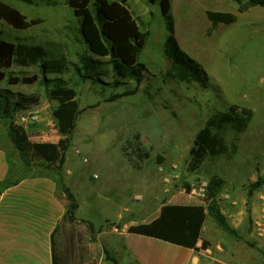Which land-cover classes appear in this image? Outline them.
Segmentation results:
<instances>
[{"label":"rangeland","instance_id":"1","mask_svg":"<svg viewBox=\"0 0 264 264\" xmlns=\"http://www.w3.org/2000/svg\"><path fill=\"white\" fill-rule=\"evenodd\" d=\"M4 1L29 19H42L26 30L0 22V36L5 40L46 47L62 43L69 59L76 63L80 55L98 58L88 51L79 19L63 1L52 5ZM229 2L224 8L234 13L237 21L217 25L206 15L207 9L224 11L216 0L172 2L175 37L181 49L199 65L201 80L187 82L170 75L173 59L167 51V22L160 4L149 0L128 1L141 28L149 32L139 57L146 66L140 84L130 80L116 86L108 58H100L104 63L86 81L74 69L47 74L49 79L60 78L65 92L54 82L44 83L39 66H15L13 70L24 71L26 76L38 75V81L1 83L14 92L37 98L30 108L13 117L0 116V147L10 141L9 132H20V127L35 146L32 157L24 160L13 144V151H9L13 179L53 175L73 192L68 182L74 177L115 180L123 175L129 181L130 219L150 221L174 195L176 203L206 206L208 184L214 175L219 176L225 183L217 197L218 207L232 226H238L243 250H254L257 263L264 264V7L241 13L237 2ZM187 10L192 11L190 16ZM232 105L253 111L242 134L237 136L230 129L226 132L227 144L233 148L238 143L237 151L208 157L191 171V150L199 132L215 112L228 111ZM256 182L260 185L249 197V189ZM116 187V198L128 188L120 181ZM202 187L205 190L200 193ZM58 191L66 198L61 188ZM85 213L89 215L83 207ZM76 216L72 224H60L56 244L70 250L75 242L77 252L82 256L91 254L93 263L115 264L103 256L106 248L103 252L92 249L88 242L94 241L97 230L93 232L84 219ZM211 221L219 227L208 217ZM129 261L123 256L116 264Z\"/></svg>","mask_w":264,"mask_h":264},{"label":"trees","instance_id":"2","mask_svg":"<svg viewBox=\"0 0 264 264\" xmlns=\"http://www.w3.org/2000/svg\"><path fill=\"white\" fill-rule=\"evenodd\" d=\"M29 4H58L63 1L73 9L79 19L80 34L88 47L91 55H80L79 62H72L66 54L62 43L52 44L46 47L42 44H31L24 41H8L0 36V116L13 117L16 112L30 108L37 102L35 95L14 92L9 87H3L2 82L9 85L34 84L38 81V75L26 76L24 71L16 72L15 66L30 67L37 65L43 75V82H54L59 90L60 78H46L47 74H63L74 69L83 80L93 77L91 72L98 69L104 62L100 58H108L111 65L116 86L125 85L130 80L140 84L143 80L146 66L139 62V57L147 45L149 32L144 31L138 18L128 6L129 0H19ZM151 3H159L162 14L167 22L168 38L167 51L173 59L170 70L172 77L182 81L201 80V72L197 62L184 52L176 37L175 24L172 14L173 0H149ZM238 3V11L245 13L253 7H264V0H234ZM207 16L213 25L219 23L232 24L237 21V16L232 12L208 10ZM6 22L15 29L26 30L42 21L41 18H32L24 14L16 6L0 0V22ZM1 34V32H0ZM95 81L100 78H95ZM253 117V111L248 108H240L232 105L228 111H217L208 121L197 138L195 146L191 150L190 169L195 171L208 157L230 155L238 149V143L230 148L226 142L227 130H232L235 135L242 134ZM20 132H9L13 144L20 152L24 160H28L34 153L35 146L27 138L23 127ZM43 147V146H41ZM148 155V154H146ZM22 178L13 179V172L9 169L7 176L0 181V191L18 183ZM56 179V178H55ZM57 181V179H56ZM225 181L214 175L207 187V205H183L164 204L160 214L150 222L132 225L128 228L130 233L145 235L161 239L173 244L193 248L199 251L197 246L207 214H209L219 226L228 234L242 239L239 230L233 227L225 213L217 205L218 194ZM58 188L64 191L66 196V213L62 222H75L79 203L68 186L57 181ZM260 182L254 183L249 189V197ZM88 227L94 232V225L87 220ZM119 228L121 225L118 224ZM60 225L57 227L56 231ZM53 234L54 236L56 235ZM209 242L204 241L202 247L206 248ZM108 260L117 263V259L104 250ZM54 264H58L56 245L54 247Z\"/></svg>","mask_w":264,"mask_h":264},{"label":"crops","instance_id":"3","mask_svg":"<svg viewBox=\"0 0 264 264\" xmlns=\"http://www.w3.org/2000/svg\"><path fill=\"white\" fill-rule=\"evenodd\" d=\"M216 1L225 12H230L224 8V4H229L231 0ZM208 10L212 9H207L206 15ZM191 14V10L186 11V15ZM13 148L11 139L6 146L0 147V181L10 169L9 151ZM99 179L89 180L80 175L68 182L73 186L71 188L79 203L78 217L90 221L97 230L94 241L88 242L93 250L102 249L103 252L106 248L117 261L128 256L129 264H258L254 250H243L241 239L228 234L214 222H208V217H211L209 214L197 243L199 251L130 233L129 226L152 220L130 219L128 177L122 175L113 180L102 176ZM119 181L123 187L127 185L128 188L122 189L116 198ZM58 189L53 175L42 174L24 177L0 191V264H54L55 245L58 264H77L78 259L80 264H95L91 254L82 256L77 252L78 244L75 246V242L69 250L68 247L56 244L55 236L53 239L67 210V201L63 195H59ZM174 196L167 200V204H179ZM83 207L90 216L82 214ZM118 224L121 228L117 231L115 228ZM204 241L209 242L206 248L202 247Z\"/></svg>","mask_w":264,"mask_h":264},{"label":"built area","instance_id":"4","mask_svg":"<svg viewBox=\"0 0 264 264\" xmlns=\"http://www.w3.org/2000/svg\"><path fill=\"white\" fill-rule=\"evenodd\" d=\"M34 118H36V116H34ZM160 170H161V171H164L165 168H164L163 166H161V167H160ZM204 190H205L204 187H202V188L199 189L200 193H201L202 191H204ZM194 191H197V189H194ZM118 229H119V228H117V227L115 228V230H117V231H118Z\"/></svg>","mask_w":264,"mask_h":264}]
</instances>
